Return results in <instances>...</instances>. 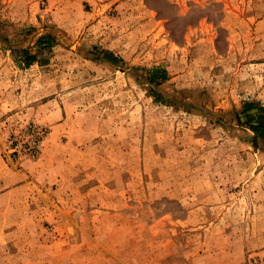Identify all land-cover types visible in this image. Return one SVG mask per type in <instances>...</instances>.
<instances>
[{
	"label": "rangeland",
	"instance_id": "obj_1",
	"mask_svg": "<svg viewBox=\"0 0 264 264\" xmlns=\"http://www.w3.org/2000/svg\"><path fill=\"white\" fill-rule=\"evenodd\" d=\"M247 104L264 0H0V264H264Z\"/></svg>",
	"mask_w": 264,
	"mask_h": 264
},
{
	"label": "trees",
	"instance_id": "obj_2",
	"mask_svg": "<svg viewBox=\"0 0 264 264\" xmlns=\"http://www.w3.org/2000/svg\"><path fill=\"white\" fill-rule=\"evenodd\" d=\"M50 39L49 36H43L38 39V46H47L45 45V42ZM25 55H27L26 52H24ZM35 60L34 56L26 57L25 64L29 65L31 62ZM165 77H162L164 79ZM254 105L247 104L244 109V118L246 123L250 124V129L254 133L256 137H260L264 139V114L261 113H253ZM261 112H264V110H260Z\"/></svg>",
	"mask_w": 264,
	"mask_h": 264
},
{
	"label": "crops",
	"instance_id": "obj_3",
	"mask_svg": "<svg viewBox=\"0 0 264 264\" xmlns=\"http://www.w3.org/2000/svg\"><path fill=\"white\" fill-rule=\"evenodd\" d=\"M7 182H8V180H2V181H0V183H2V186H0L2 191L5 190V187H3V186H5ZM6 194H0V196H4ZM262 254H264V251H262Z\"/></svg>",
	"mask_w": 264,
	"mask_h": 264
}]
</instances>
